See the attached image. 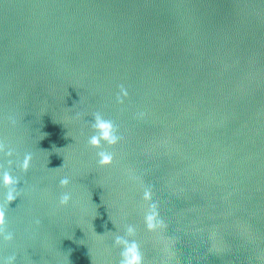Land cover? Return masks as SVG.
<instances>
[{
    "label": "water",
    "instance_id": "95a60500",
    "mask_svg": "<svg viewBox=\"0 0 264 264\" xmlns=\"http://www.w3.org/2000/svg\"><path fill=\"white\" fill-rule=\"evenodd\" d=\"M3 172V264H264V0H0Z\"/></svg>",
    "mask_w": 264,
    "mask_h": 264
},
{
    "label": "clouds",
    "instance_id": "9594fccd",
    "mask_svg": "<svg viewBox=\"0 0 264 264\" xmlns=\"http://www.w3.org/2000/svg\"><path fill=\"white\" fill-rule=\"evenodd\" d=\"M127 95L126 89L121 87L120 95L117 97L118 100L122 97ZM14 122V121H13ZM96 131L88 138V143L94 147H99L101 142L104 141L107 144L111 145L116 143L118 136L115 132L114 125L110 120H106L103 118V116L100 113H95L93 116V122L91 125ZM99 159V164H107L111 162L112 156L111 153L101 150L97 153ZM29 156H25V159L23 161L22 166L27 167ZM69 180L68 177H62L59 180L60 185H66L68 184ZM0 183H3L4 185H12L15 183L14 178L7 172L0 173ZM147 197V193L145 194ZM9 201L13 200L15 197L11 194L7 196ZM60 203L65 204L70 199V193L63 192L60 195ZM154 213H148L146 216L147 221V227L149 229L155 227V225L152 223ZM0 223H2V214H0ZM134 234V228L131 225H128L125 228V232L123 235L117 234L113 238V243L117 245H121V252L120 256L121 259L119 261V264H142V256L139 251V246L137 242L133 240L127 239L129 235ZM10 238V234L8 237ZM11 259V258H9ZM0 264H3L2 261H0Z\"/></svg>",
    "mask_w": 264,
    "mask_h": 264
}]
</instances>
